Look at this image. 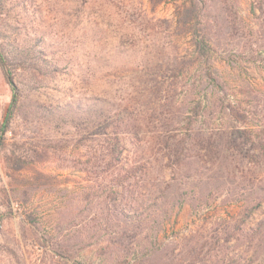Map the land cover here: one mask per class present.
Segmentation results:
<instances>
[{
    "label": "rangeland",
    "instance_id": "374dc122",
    "mask_svg": "<svg viewBox=\"0 0 264 264\" xmlns=\"http://www.w3.org/2000/svg\"><path fill=\"white\" fill-rule=\"evenodd\" d=\"M181 1L6 8L0 264H264V0H199L218 84Z\"/></svg>",
    "mask_w": 264,
    "mask_h": 264
},
{
    "label": "trees",
    "instance_id": "16d2710c",
    "mask_svg": "<svg viewBox=\"0 0 264 264\" xmlns=\"http://www.w3.org/2000/svg\"><path fill=\"white\" fill-rule=\"evenodd\" d=\"M25 4L23 6L24 10L23 12L28 16L29 20H31L29 7L27 6L26 0H0V17L4 14V11H6V8L9 5L18 4L19 2ZM175 16L177 19V23L179 28L185 29L192 35V44L195 47V52L197 53V57L205 62L208 66V77L211 79L213 83H217L216 77L213 75V72L211 71V57L213 53V48L210 43L209 37L207 33L205 32V27L203 24L202 19V6L200 4L199 0H182L176 5L175 10ZM36 19H33V22ZM17 40V38H15ZM12 60L9 58L7 53L2 47V44L0 43V67L3 72L4 78L6 82L14 87V80H15V72L12 68ZM18 101L17 93L15 92L13 94L11 106L15 105ZM11 108L9 107L8 111H10ZM10 116H8L6 119H4V122L1 124L0 127V139L5 134V131L7 130V122H9ZM107 142V154L111 156V163L112 159L119 156V154L122 151V145L123 141L119 139L118 134H115V138H105ZM137 168V167H136ZM137 169L135 168H124L120 172V177L118 178V181L122 183L121 185L126 186V183L129 181L130 185L128 187L132 190V186H135L134 180L136 179V173ZM128 189V191H129ZM127 192V188L125 189Z\"/></svg>",
    "mask_w": 264,
    "mask_h": 264
},
{
    "label": "water",
    "instance_id": "95a60500",
    "mask_svg": "<svg viewBox=\"0 0 264 264\" xmlns=\"http://www.w3.org/2000/svg\"><path fill=\"white\" fill-rule=\"evenodd\" d=\"M15 86V85H14Z\"/></svg>",
    "mask_w": 264,
    "mask_h": 264
}]
</instances>
